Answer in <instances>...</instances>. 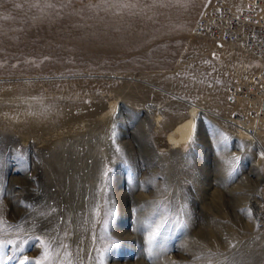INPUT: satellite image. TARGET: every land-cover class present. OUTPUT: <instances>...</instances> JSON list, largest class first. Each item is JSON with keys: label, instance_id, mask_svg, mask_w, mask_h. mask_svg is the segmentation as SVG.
I'll return each instance as SVG.
<instances>
[{"label": "rangeland", "instance_id": "374dc122", "mask_svg": "<svg viewBox=\"0 0 264 264\" xmlns=\"http://www.w3.org/2000/svg\"><path fill=\"white\" fill-rule=\"evenodd\" d=\"M225 1L0 0V218L31 260L42 235L81 264H264V157L229 103L264 67L195 36ZM196 107L194 142L165 146Z\"/></svg>", "mask_w": 264, "mask_h": 264}, {"label": "bare ground", "instance_id": "6f19581e", "mask_svg": "<svg viewBox=\"0 0 264 264\" xmlns=\"http://www.w3.org/2000/svg\"><path fill=\"white\" fill-rule=\"evenodd\" d=\"M245 2L246 0H244V3ZM225 4L228 5L226 1H225ZM227 7H229L230 9L232 8L229 5ZM232 9L235 11L239 10L238 8L237 9L232 8ZM195 36L198 39H201V38H210V36L212 35L206 32L204 33L198 32V34H195ZM223 45L232 46L234 49H239L243 53L249 54L251 58L255 57L254 55L255 52L253 51V49H251L250 44L248 47H246V45L239 46L240 44L238 45L237 43H234L233 45H230V44H223ZM263 49L264 47H262L261 45L260 51L261 52L264 51ZM261 55H263L264 57V52ZM260 60L262 63L259 62L258 60L257 64L259 66L264 67V60L263 59H260ZM259 73H262V75L264 76V68L260 70V72H258V75ZM258 75L256 77L251 76L250 77L251 81H249V78L245 80V85L247 86H245L244 92L238 91V88L240 87V85H238L239 87H237L236 90L231 91L232 94L230 93L229 97L233 96V98H232V102H229V103H230V106H233V107L237 105H242V104L245 105V107H247V110H243L242 115H239V114L237 115L236 119H234L235 123L240 126L239 128H243L241 129V134L245 136L246 138H249L250 140L256 141L259 146L260 153H264V142H262L261 140L262 136L260 134L261 132H264V110H261L255 107L256 105L260 103V100H264V79H261V77ZM240 89H243V88H240ZM198 110H199V107H196L190 110L189 114L182 116V118L179 121L178 120L173 121V124H172L173 126L170 129V132L167 134V139L165 140V146L171 149H177L179 147H184L192 140V135L194 133L193 125H195L196 123V117L199 112ZM157 117L158 119H156V123L159 124L161 118L159 116ZM103 118L104 119L101 122H104V120L105 121L109 120L107 119V117H103ZM101 122H98V123L101 124ZM249 204L250 205H248V209H250L254 213V219L258 224L259 218L261 219V217H264V208H262L259 202L255 200L253 197L251 198V200H249ZM262 230L264 231V224L262 225Z\"/></svg>", "mask_w": 264, "mask_h": 264}, {"label": "built area", "instance_id": "2783aa9c", "mask_svg": "<svg viewBox=\"0 0 264 264\" xmlns=\"http://www.w3.org/2000/svg\"><path fill=\"white\" fill-rule=\"evenodd\" d=\"M246 3L245 7L235 11L225 2H220L214 13L208 11L198 22L196 32L210 33L211 39L222 44L237 43L246 47L250 44L255 52L254 58L261 62L260 59L264 60L261 55L264 51H260L261 45L264 47V0H246ZM241 87L238 91L244 92L245 86L243 89Z\"/></svg>", "mask_w": 264, "mask_h": 264}, {"label": "snow or ice", "instance_id": "6c2138e0", "mask_svg": "<svg viewBox=\"0 0 264 264\" xmlns=\"http://www.w3.org/2000/svg\"><path fill=\"white\" fill-rule=\"evenodd\" d=\"M213 131L224 141H227V137L223 133H219L218 130L213 129ZM193 132H195V125H193ZM194 141H190L193 143ZM117 152L120 149L117 148ZM264 157V153L261 154ZM17 158L22 159V154L17 150ZM235 162H239V157L234 158ZM231 163V162H230ZM235 171V167H233ZM249 215L251 216V210H249ZM107 220H105V227H107ZM168 221L161 219L160 223L153 222L149 224L148 233V244L154 245L158 238L162 236L163 229L167 226ZM180 227H185L183 220H178ZM154 225V226H153ZM21 234L20 226L15 230V235L18 237ZM46 235V234H45ZM35 240L42 246L43 254L42 256L33 261L25 253V245L27 244L26 239L13 238V232H8L5 234V224L2 218H0V264H10V262L15 261L16 264H81L80 261L75 259L69 246L66 244L57 243L54 239H46L45 236L36 235ZM115 243V241H113ZM229 247L235 248L236 245L229 241ZM11 250V254H8V250ZM108 250L107 246L104 251ZM61 251H63V257L61 258ZM222 264H228L229 258L224 254ZM100 264H103V252L100 257Z\"/></svg>", "mask_w": 264, "mask_h": 264}]
</instances>
